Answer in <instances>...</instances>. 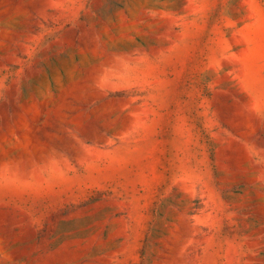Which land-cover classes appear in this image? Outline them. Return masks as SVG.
<instances>
[{
  "label": "rangeland",
  "instance_id": "obj_1",
  "mask_svg": "<svg viewBox=\"0 0 264 264\" xmlns=\"http://www.w3.org/2000/svg\"><path fill=\"white\" fill-rule=\"evenodd\" d=\"M0 264H264V0H0Z\"/></svg>",
  "mask_w": 264,
  "mask_h": 264
}]
</instances>
